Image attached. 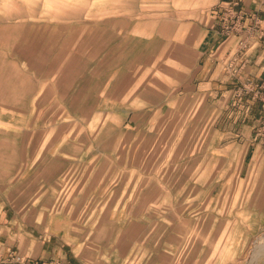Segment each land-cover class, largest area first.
Listing matches in <instances>:
<instances>
[{
	"label": "crops",
	"instance_id": "1",
	"mask_svg": "<svg viewBox=\"0 0 264 264\" xmlns=\"http://www.w3.org/2000/svg\"><path fill=\"white\" fill-rule=\"evenodd\" d=\"M228 1L182 0L165 17L133 22L130 31L141 45L137 58L155 59L157 65L169 69L162 74L169 85L160 90L161 99L199 101L200 106L205 102L216 112L208 128L211 139L204 145L210 149L211 170L191 176L195 181H210V203L180 209L183 213L176 221L164 217L157 233L154 221H149V200L144 210L148 219L140 218L138 197L154 194L156 173L138 170L143 130L131 119L125 123L120 118L138 114L137 107L117 109L118 123L77 127L73 132L77 136L63 135L68 130H60V124L29 123V118H22L21 125L0 124L2 247L23 254L29 264L53 260L65 264H218L220 258L242 254L264 228V141L257 134L264 111L251 95L236 97L234 89L246 79L264 88V39L250 38V48L236 63L238 74L226 73L225 61L237 42L218 33L219 15ZM240 7L246 13L256 12L264 27V8L250 0H242ZM11 35V28H0V51H9ZM10 66H2L7 71L3 84L11 83ZM22 82L43 84L44 80L25 74ZM161 111L162 107H156L146 114L155 118ZM28 112L22 111V116H33ZM75 160L86 164L83 182L67 204L54 211L56 181ZM165 174L163 178L171 180V173ZM173 178L188 177L179 173ZM166 186L170 196L171 185ZM199 188L197 193L195 185L196 195L202 193L203 185ZM234 195L237 199L232 202ZM165 210L170 212L171 207ZM187 211L195 214L187 219ZM208 211L211 214H202ZM218 247L220 256L215 255Z\"/></svg>",
	"mask_w": 264,
	"mask_h": 264
},
{
	"label": "rangeland",
	"instance_id": "2",
	"mask_svg": "<svg viewBox=\"0 0 264 264\" xmlns=\"http://www.w3.org/2000/svg\"><path fill=\"white\" fill-rule=\"evenodd\" d=\"M180 1L0 0V28L12 29L9 51H0V124L21 125L22 118H29V123L60 124V130H68L63 135L77 136V131L73 133L77 127L115 124L117 109L139 108L138 114L120 118L126 119L125 123L131 119L143 130L137 149L138 170L154 171L156 178L154 194L138 197L139 216L147 221L144 210L149 200V221H154L156 233L161 232L164 217L176 221L183 213L180 209L194 203L207 204L211 199L210 181H195L191 176L211 170L210 149L204 145L211 139L208 128L216 112L205 102L200 106L199 101L161 99L160 90L169 85L162 74H168L169 69L157 65L155 59L137 58L136 49L141 45L130 34L133 22L165 17L179 7ZM135 62L140 65L134 66ZM9 63L11 83L3 84L7 71L2 66ZM25 74L42 77L44 83L22 82ZM131 93L133 98L127 99ZM156 107H162L160 115L154 118L146 114L147 109ZM25 110L33 116H22ZM197 142L204 144L198 143L195 148ZM81 161L75 160L59 174L54 211L78 192L87 171ZM163 173H171V180L164 179ZM179 173L188 178H173ZM195 185L197 193L203 185L201 194L196 195ZM236 199L232 196V202ZM168 207L170 212L165 210ZM194 214L187 211L186 218ZM194 237V232L188 237L187 251ZM221 251L216 248L215 255L220 256ZM142 262L139 264H145ZM218 264H264V228L239 257L220 258Z\"/></svg>",
	"mask_w": 264,
	"mask_h": 264
},
{
	"label": "built area",
	"instance_id": "3",
	"mask_svg": "<svg viewBox=\"0 0 264 264\" xmlns=\"http://www.w3.org/2000/svg\"><path fill=\"white\" fill-rule=\"evenodd\" d=\"M242 0H230L224 4L219 15L218 33L225 38H236L237 42L231 56L225 61V71L235 77L239 72L236 63L250 48V38L264 39V27L262 19L256 12L246 13L241 9ZM261 8H264V0H250ZM234 95L241 97L251 95L260 103L264 111V88L253 81L246 79L234 89ZM258 137L264 141V121L257 127ZM0 264H29L27 258L16 250L0 245ZM37 264H65L58 260L42 261Z\"/></svg>",
	"mask_w": 264,
	"mask_h": 264
}]
</instances>
